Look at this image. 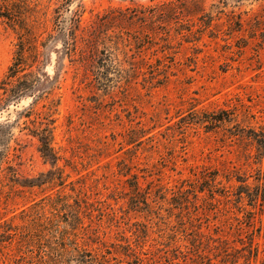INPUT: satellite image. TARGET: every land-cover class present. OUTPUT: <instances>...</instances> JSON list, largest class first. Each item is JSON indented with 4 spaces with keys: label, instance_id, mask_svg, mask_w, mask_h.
<instances>
[{
    "label": "rangeland",
    "instance_id": "374dc122",
    "mask_svg": "<svg viewBox=\"0 0 264 264\" xmlns=\"http://www.w3.org/2000/svg\"><path fill=\"white\" fill-rule=\"evenodd\" d=\"M92 259L264 264V0H0V264Z\"/></svg>",
    "mask_w": 264,
    "mask_h": 264
},
{
    "label": "trees",
    "instance_id": "16d2710c",
    "mask_svg": "<svg viewBox=\"0 0 264 264\" xmlns=\"http://www.w3.org/2000/svg\"><path fill=\"white\" fill-rule=\"evenodd\" d=\"M17 56L18 57H17L15 63L13 64V67L10 70L11 74H16L18 72V70L20 69V67H19L20 66V62L23 60V56H22L21 52L18 53ZM41 141H42L41 149H42L43 153H49L50 152L49 146H47V144H45L43 140H41ZM90 262L94 264L96 262V259H92ZM80 263L84 264L85 262L81 261Z\"/></svg>",
    "mask_w": 264,
    "mask_h": 264
}]
</instances>
